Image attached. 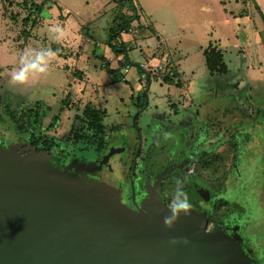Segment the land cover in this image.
<instances>
[{
  "label": "rangeland",
  "instance_id": "1",
  "mask_svg": "<svg viewBox=\"0 0 264 264\" xmlns=\"http://www.w3.org/2000/svg\"><path fill=\"white\" fill-rule=\"evenodd\" d=\"M68 1L65 3L63 0H0V122L3 124L1 126L12 129L13 134L19 137L17 124L14 123L11 115L3 113L2 107L10 108L15 110L16 114H20L24 106H33L40 102L39 107L41 112H44V116L40 122H33L32 131L36 136L41 137L34 146L37 152L41 153L48 151L42 145L44 138L48 139L47 144L52 143L53 148L59 150L58 148L65 144L68 137L78 140L80 135L88 132V118L85 114L87 106L105 109L106 135L116 136L112 144L119 145L121 139L124 140L122 137L124 135H134L136 126L132 119L135 112L130 116L134 109L128 101L133 89L138 90L146 82L141 78V80L131 78L130 72L133 70L127 71L122 65L123 61L125 64V55L117 53L114 48L106 45L107 29L101 30L100 26V30L96 29V24L100 20L102 22L106 20L105 18L112 19H110L111 11L106 12V16L101 19L93 17L94 19L87 22L92 14V8L87 10L86 6L80 8V5L84 4L81 0L79 4L78 0ZM137 1L143 4L150 2V0ZM210 1L213 4L220 2L223 5L224 10L217 11V14L222 16L219 20L217 15L211 13L212 17L215 15V22L217 21L213 32L218 27V34L223 41L212 43L222 48L224 60L230 68L225 79L231 81L230 85H239L238 94L241 96L236 103L246 109L245 105L248 102L246 98H249L260 105H251L247 108L248 111L253 110V114H256L251 122L248 121L249 123L248 118L247 120L244 118L242 123L243 119L240 116L236 119L233 114H229L224 124L218 121L212 123L215 129L228 128L220 135L233 133L234 139L224 140L221 144L213 146L215 150L210 151L205 158L208 157L212 162L220 161L222 164L212 168V163H208V170L212 172L205 174L207 179L214 181V185H218L216 181L219 178L224 184L220 198L227 200L229 211H233H228L225 218L222 217L223 221L235 227L239 238L245 239L246 246L264 264V0ZM34 3H44L41 12L33 7ZM122 3L128 9L125 15L133 17L134 7L131 0H123ZM147 6L150 7L146 10V15L151 19L153 16L150 10H156L158 4L152 3ZM34 19H37V22L32 26ZM143 19L144 17L141 16L140 20ZM56 23L66 32L64 39L59 42L50 39L47 30ZM88 34L92 35L90 41ZM196 34H200V31L197 30ZM94 41L101 42V48L112 56L113 66H116V62L118 66H123L121 67L126 77L119 75L117 70L113 78L109 67H101L100 59L91 54L95 47ZM25 47H50L57 51V56L47 74L34 76L27 85L11 86L9 73L17 64L18 56ZM169 49H171L170 45ZM169 49L166 47V53L174 60V53L171 52L173 49L171 51ZM189 52L186 61H194V66L203 72L205 66L202 62L204 57L201 48L197 46L191 48ZM128 53L132 62L144 59L136 49H131ZM147 53L150 54V50ZM87 55L90 56L89 59L85 58ZM124 78H128L129 82ZM190 83L192 87L193 81ZM196 83L199 84L198 81ZM150 88L151 103H153V95L162 94L166 88L175 91L177 95L188 91L186 88L168 86L157 81H153ZM245 88L250 89L248 92L251 97ZM66 99L69 102H66ZM184 99L182 97L179 102L174 99L173 102L181 107L188 103ZM145 104L146 101L142 96L141 105L145 106ZM213 105L218 107L219 102L216 101ZM147 111L148 109L142 114L146 113L144 115L149 118L150 113ZM203 111L200 109L201 115L204 114ZM218 113L219 118L225 117ZM138 123L144 134L146 125L143 119L139 118ZM114 126H117V129H114ZM232 129L233 132L230 131ZM27 137L20 143L10 135L3 138L14 145L31 146L33 137ZM70 146L69 144L65 149L69 150ZM113 167L117 169L118 166L113 164ZM224 174L226 176H223Z\"/></svg>",
  "mask_w": 264,
  "mask_h": 264
},
{
  "label": "water",
  "instance_id": "2",
  "mask_svg": "<svg viewBox=\"0 0 264 264\" xmlns=\"http://www.w3.org/2000/svg\"><path fill=\"white\" fill-rule=\"evenodd\" d=\"M19 147L0 146V264H259L234 230L209 229L206 212L193 209L168 229L166 207L126 212L111 201L114 187Z\"/></svg>",
  "mask_w": 264,
  "mask_h": 264
},
{
  "label": "flooded vegetation",
  "instance_id": "3",
  "mask_svg": "<svg viewBox=\"0 0 264 264\" xmlns=\"http://www.w3.org/2000/svg\"><path fill=\"white\" fill-rule=\"evenodd\" d=\"M234 95L236 94L229 93V98L227 97L228 100L225 103L219 102L218 109L222 116L225 112L231 114L227 109L232 107L230 102L234 99ZM147 109V113H150L149 118L144 115L146 113L142 114ZM174 109L168 110L170 114L162 115L156 112L158 108L153 110L149 102L146 106L136 105L130 114L131 116L135 112V119L132 121L136 126V132L132 136L128 134L122 136L124 140L121 139L122 142L119 145L112 144L116 136L106 135L105 128L101 137V145L95 142L93 145L84 146L81 142L83 137H79L78 140L68 137L61 147L62 152L59 149L44 151V153L49 155L50 164L68 169L75 176H83L86 178V183H105L115 187L116 192L111 196L113 204L140 217L143 213L157 216L158 209L165 211L164 207L171 201L174 193L175 178H185V190L189 194L193 209L207 213L209 229L222 227L226 230L232 229L237 234L235 227L229 222L211 214L214 199H219V195L223 194L224 184L219 178L216 181L218 185H214V181L207 179L205 174L212 172L208 170L209 159L205 156L215 150L213 146L224 141V137L220 134L225 133L228 128L215 129L213 122L203 119L191 124L197 112L187 110L185 106L178 110ZM233 110L234 114L243 116L238 109ZM139 118L143 119L146 125L144 134L138 123ZM219 119L221 120H218V123L224 124L225 118ZM113 128L117 129V126ZM165 133L170 134V139H163ZM69 144L71 148L65 149ZM8 145L17 146V144L6 142L1 137L0 146L6 148ZM24 148L25 146L19 147L20 150ZM89 163L95 169L86 170L81 167H87ZM113 164L118 166L117 169H114ZM221 199L227 202L224 198L221 197ZM228 211L223 213L222 217L225 218ZM231 211L233 210L229 212ZM214 221H217L216 225ZM244 240L241 239L243 247L250 251L251 256L259 264H262L252 250L246 246Z\"/></svg>",
  "mask_w": 264,
  "mask_h": 264
},
{
  "label": "crops",
  "instance_id": "4",
  "mask_svg": "<svg viewBox=\"0 0 264 264\" xmlns=\"http://www.w3.org/2000/svg\"><path fill=\"white\" fill-rule=\"evenodd\" d=\"M63 1L65 3L69 2L68 0ZM79 2L80 0H78V4ZM122 2L123 0H81V3L84 4L80 5V8L85 6L86 10L90 7L92 8V14L89 16L90 19L86 20L87 22L94 19L95 17H100L101 19L102 17L106 16V12L111 11V20L105 18L106 20H103L102 22L100 20L96 24L97 30H100L99 26L101 27V30L107 29L108 33L106 45L109 48L110 46L108 42L112 33L115 32L113 34V36H115L118 32L117 30L124 27V25L128 27L131 25L137 26L138 31L133 36L129 33V35H127V33L122 32L119 37L114 38L115 44L118 45V50H116L117 53H123L126 56H124L125 64L123 61L122 65L126 67L127 62L132 64L130 68L126 67L127 71L133 70L132 72H130L131 78L136 80H139L141 78L146 81L144 85H141L138 90H134L132 88L133 94L130 96V99L128 101L132 106V109H135L136 105H141V99L142 96H144V101H146V104L149 102L153 110H155V108H158L156 112H159L162 115L170 114V112L168 111L169 109L175 110L174 108H176L178 110L185 106L187 110L189 109L195 113L197 112V116L191 124L197 122V120L201 121L202 119L205 121L215 122L221 119H219V117L217 116L219 114L218 112L220 111L216 105H213V103L215 104L216 101L225 103L229 98V93L231 95L234 93L236 95H234V99L232 100V102H230L232 107H229L227 111L229 110L228 112L233 114L236 119H238L240 116L241 119H243L242 123H244V118L246 120L248 118L247 122H251L253 120L256 114H253V110L248 111L247 108L251 105L259 106L260 103L257 104L254 99L251 101L249 98H246L248 100L245 105L246 109L244 107H240V105L236 103L237 99H239V97L241 96L238 94L239 85H230L231 81H229L227 78L225 79L226 75H228L230 71L227 62L224 60L228 68V72L224 74L211 73L206 64L205 50L211 46H215L217 49H219L222 52L224 59V52L222 51V48L212 43L213 41H218L219 43L223 41V38H221L218 34V27L217 29H215V32H213L214 24L217 22H215V15H217V19L219 20V18L222 16L218 15L217 11L221 9L224 10L222 8L223 5H221L220 2H218V4H213L210 0H150V2H148L147 4H143V2L140 3L137 0H131L132 6L134 7L133 17L131 15H125V11H128V9L124 5H122ZM152 3L158 4V8L156 10H150L153 17L151 19H148L146 10H149L148 8L150 6L147 5ZM79 10L82 11V9ZM211 13L215 15L212 17ZM141 16L144 17L142 21L140 20ZM225 18L227 19V17ZM219 25L220 24H218V26ZM197 30L200 31V34H196ZM214 34L216 35L214 36ZM91 37L92 35L88 34L89 41ZM236 38L238 39V35H236ZM160 39L165 42L168 49L170 45V51L173 49V51L171 52L174 53L175 59H172V63L174 64L175 68H177V71L179 72L182 80L175 81L173 79H159L156 77L142 78L140 70L136 66H134L142 59L135 60L136 62L130 61L128 52L131 49H136V51H138V53L140 55H143L145 58L150 55L147 53V51L154 47L155 42ZM101 44V42L96 41L95 47L92 50L91 54L97 59H100L102 68L109 67L110 75L113 78L117 74V72L119 75L124 77L125 74L123 72L124 70L122 69L123 66H118V62H116V66H113L111 64L112 56L106 53L105 49L101 48ZM197 46L201 48L204 57V60L202 62L205 66V70L203 72H200L201 69H197L194 66V61H186L188 54H190L189 50L191 48L193 49L194 47L196 48ZM85 58L89 59L90 56L87 55ZM186 75L188 76L186 77ZM124 80L126 82H129L128 78H124ZM153 81H157L160 84L164 83L168 86L173 85L179 88H186L188 89V91L186 90L184 92L185 94L182 93L180 95H177L175 91H172L170 88H166L162 94L155 93L152 97L154 98L153 103H151V96L149 93ZM192 81L193 84L191 87L190 82ZM196 81H198V85ZM249 90H247V92ZM143 91H145V94H143ZM249 96L251 97L250 93ZM182 97L185 98L188 103H186L187 105L178 107L177 104L173 102V100L177 99V101L179 102V99H181ZM136 98L137 101H135ZM146 98L147 100H145ZM235 108L238 109V111L242 113L243 116L237 113L234 114L233 109ZM200 109L204 110L203 115L200 114ZM258 112H260V110H258ZM224 115L225 117L223 118H229V114H226V112ZM230 131L233 132L234 129ZM223 137L224 140L228 141L234 139L233 133L232 135L225 134Z\"/></svg>",
  "mask_w": 264,
  "mask_h": 264
},
{
  "label": "trees",
  "instance_id": "5",
  "mask_svg": "<svg viewBox=\"0 0 264 264\" xmlns=\"http://www.w3.org/2000/svg\"><path fill=\"white\" fill-rule=\"evenodd\" d=\"M32 5L34 8H36V10H38L40 12L44 8V3H41V4H35L34 3ZM135 10H136V8H135ZM36 22H37V19L36 20L34 19L32 21V26H34L36 24ZM127 28H128V26L124 25V27H122L121 29L119 28L117 30L118 32L115 36H113V34L115 32L111 34V36L109 38V42H108L110 47L114 48L115 50H118V45L115 44L114 38L119 37L120 34L122 33V31L127 29ZM205 60H206L207 67L211 73L224 74V73L228 72L227 65L223 59V54L215 46H211L205 50ZM166 78H168V77H166ZM168 79H171V78H168ZM65 101L69 102L67 99ZM39 104H40V102H37L33 106L32 105L24 106L23 110L20 114H16L15 110H12L10 108L4 109V106H3L2 107L3 113L11 115V117L14 120V123L17 124L19 137H16L13 134L14 131L12 129H11L12 130L11 131L10 129H7V128H4L3 126H1L3 124L0 122V138L1 137L6 138L7 135H10L13 137V139L15 141L20 143V142H24L25 138H28L27 136H29V137H33V140L30 143V145L32 147L36 146L35 142H39L41 137L36 136L33 133V131H32L33 122H40L44 116V112H41V107H39ZM105 113H106L105 109L87 106L85 114L88 118V125H87L88 132L84 135L79 136V137H83L81 142L84 144V146L85 145L86 146L93 145L95 142L100 144L102 134L105 132L104 130L106 127L105 122H104ZM28 140H30V138ZM42 142H43L42 145H43V147H46L45 148L46 150H48V151L57 150V148H53V145H51L52 143L47 144L48 143L47 138H44V140ZM58 149H60V152L63 151V149H61V147H59ZM208 163H210V164L212 163V168L216 167L218 164H220V165L222 164V162H220V161L218 162L216 160H213V162L211 160H209ZM223 176H226V175L224 174ZM219 197H220V195H219ZM214 202L215 203H214V206L211 210L212 211L211 214L220 219V218H222L223 213H225L227 210H229V208H228L229 204H227V202H223L221 198L214 199ZM222 211H223V213H222ZM216 224H217V221H214V225H216Z\"/></svg>",
  "mask_w": 264,
  "mask_h": 264
},
{
  "label": "clouds",
  "instance_id": "6",
  "mask_svg": "<svg viewBox=\"0 0 264 264\" xmlns=\"http://www.w3.org/2000/svg\"><path fill=\"white\" fill-rule=\"evenodd\" d=\"M47 30L49 38L56 42L63 40L66 35L65 29L58 23L52 24ZM56 56L57 51L50 47H25L18 56L17 64L9 73V84L11 86L27 85L34 76L47 74ZM163 139H170V134L165 133ZM185 185V178H175L174 193L171 201L166 205L168 214L163 219V223L168 229L175 228L182 215H192L193 204L190 201L188 192L185 190ZM181 242L189 243L186 237H173L170 241L172 244Z\"/></svg>",
  "mask_w": 264,
  "mask_h": 264
},
{
  "label": "built area",
  "instance_id": "7",
  "mask_svg": "<svg viewBox=\"0 0 264 264\" xmlns=\"http://www.w3.org/2000/svg\"><path fill=\"white\" fill-rule=\"evenodd\" d=\"M137 31V26L131 25L122 32L129 33L133 36ZM166 47L162 39L157 40L154 47L149 49L150 55L137 62L136 67L140 70L142 78L156 77L163 79L168 77L175 81L182 80L179 72L172 63V57L166 53ZM131 66L132 64L127 62L126 67L130 68Z\"/></svg>",
  "mask_w": 264,
  "mask_h": 264
}]
</instances>
